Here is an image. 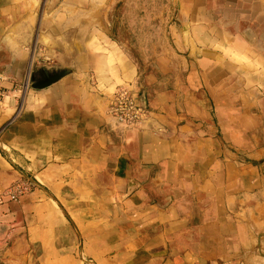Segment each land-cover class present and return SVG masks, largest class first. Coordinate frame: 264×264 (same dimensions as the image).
Wrapping results in <instances>:
<instances>
[{
	"label": "crops",
	"instance_id": "0c3cea01",
	"mask_svg": "<svg viewBox=\"0 0 264 264\" xmlns=\"http://www.w3.org/2000/svg\"><path fill=\"white\" fill-rule=\"evenodd\" d=\"M118 1L0 0V196L33 182L0 204V246L13 264H264V0H166L140 54L111 35ZM48 69L65 74L33 88ZM118 85L152 109L143 130L107 114Z\"/></svg>",
	"mask_w": 264,
	"mask_h": 264
},
{
	"label": "rangeland",
	"instance_id": "374dc122",
	"mask_svg": "<svg viewBox=\"0 0 264 264\" xmlns=\"http://www.w3.org/2000/svg\"><path fill=\"white\" fill-rule=\"evenodd\" d=\"M108 10L106 20L110 23L111 35L115 34V26L122 23L123 27L116 34L117 37L131 41L138 54L145 50V47L141 45L147 43V40L150 42L153 38L156 43L163 38L164 29L173 21L175 15L174 7L169 6L166 0H120ZM131 25L135 27L132 30ZM150 26L154 31L150 29ZM28 83L29 75L25 81V87ZM7 248V245L0 246V264H13L5 253ZM75 260L77 257L74 255V258L65 264H73L72 261Z\"/></svg>",
	"mask_w": 264,
	"mask_h": 264
},
{
	"label": "built area",
	"instance_id": "2783aa9c",
	"mask_svg": "<svg viewBox=\"0 0 264 264\" xmlns=\"http://www.w3.org/2000/svg\"><path fill=\"white\" fill-rule=\"evenodd\" d=\"M94 84V79L90 77ZM139 88L131 85H118L106 101V112L115 125L123 130H143L150 122L152 109L140 98ZM33 182L27 179H18L13 182L0 196V204L5 201H16L28 194Z\"/></svg>",
	"mask_w": 264,
	"mask_h": 264
},
{
	"label": "water",
	"instance_id": "95a60500",
	"mask_svg": "<svg viewBox=\"0 0 264 264\" xmlns=\"http://www.w3.org/2000/svg\"><path fill=\"white\" fill-rule=\"evenodd\" d=\"M64 74V71H59L57 69L43 70L41 78H35V76H32V87H43L47 84L53 83L60 79ZM129 185L131 186L132 182H130Z\"/></svg>",
	"mask_w": 264,
	"mask_h": 264
}]
</instances>
